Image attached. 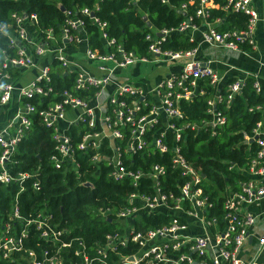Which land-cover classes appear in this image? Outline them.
Returning a JSON list of instances; mask_svg holds the SVG:
<instances>
[{"label": "built area", "instance_id": "1", "mask_svg": "<svg viewBox=\"0 0 264 264\" xmlns=\"http://www.w3.org/2000/svg\"><path fill=\"white\" fill-rule=\"evenodd\" d=\"M207 4H210V0H199L195 10V16L201 17V21L205 24L201 35L203 42L230 49L239 48L238 40L252 43L251 31L259 15L251 0H226L223 6L231 7L249 16L248 27L244 31L216 29L214 24L219 19L214 21L206 19ZM180 9L186 11L185 2L181 4ZM81 12L91 14L97 23L101 31L100 37L104 39V47L116 43L115 38L107 36L104 31L105 22L93 16L91 8L83 7ZM67 13L65 23L61 26L60 39L53 35L51 27L41 29L36 26L35 13H13L14 28L10 30V24L1 26L0 31L7 35L10 44L14 46L15 55H8L4 50L1 52L3 59L0 63V76L5 79L0 82V107L10 102L15 89L10 79L11 75L2 69L9 66H34L35 56L52 54L54 59L59 60L65 67L63 70L65 74L76 72L75 89L95 88L93 95L87 99L64 90L59 101L39 111L43 122L54 127L56 153L51 156L54 166L60 168L64 164L67 169L78 172L79 162L67 129L72 124H83L87 129L79 132L80 137L76 146L86 153L91 152L92 163L96 166L103 162L110 165L109 175L112 179L119 181L129 178L135 187L139 179H149L145 184L146 188L135 189L128 193L127 203L116 211V218L121 222V232L107 233L105 243L97 247L96 255L90 257L85 251L84 242L75 238L78 245L74 253L82 256L81 264H111L105 261L107 250H115L118 245L134 247L133 251L120 255L122 264H264V256L260 255L264 248V231L258 238L255 255L247 259L239 254L255 221L254 214L243 208L264 195V136L260 133L259 122L253 128L252 135L244 134L245 140L255 138L258 145L255 155L250 159L245 170L250 177L241 182L238 191L230 192L225 197L222 203L224 212L221 213V217L215 213L210 214V208L214 207V204L200 186V171L182 152L183 134L187 128L200 129L209 126L210 133L216 134L217 129L225 121V116L216 108V104L223 99L226 101L232 99L244 84L243 79L236 78L227 84L225 95L215 92L207 100V112L211 114L209 120L201 124L186 121L177 125V120L183 117L178 104L179 99H189L197 89L202 93L198 83L203 77H207L211 84L219 87L222 75L211 65V61L195 59L196 45L173 50L162 48L161 43L165 35L171 31L187 33L190 40H194L192 31L201 23L192 22V16L186 15V19L176 27L161 29L155 36L147 34L146 39L149 40L147 55L138 56L133 51L126 50L121 43L116 44L115 50L105 52L92 49L87 44L84 50L85 57L88 60L99 61L98 69L101 73L95 75L89 71H76L71 68L74 61L65 49L80 42L83 35L87 40V35L83 19L69 11ZM27 25L38 29L41 36L38 42H33L29 38ZM71 29H76L78 32L73 33ZM151 60L181 63L176 73L168 75L154 87V99H148L149 93L131 84L121 83L106 97L104 105L99 102L104 88L112 80L117 67ZM107 61H111L112 65H108ZM224 66L227 71L238 68L230 62H224ZM41 81L43 82L40 83ZM253 87L256 91L260 90L255 78ZM52 92L49 65H45L40 68V73L34 81L19 88L18 97L48 95ZM256 108L260 109L259 106ZM68 110L72 111L73 116L66 115ZM33 112L34 106L30 103L19 105L9 126L0 130V184L17 186L7 219L0 229V257L10 260L13 254L22 252L28 253L32 264H64L60 248L71 246L72 239L61 241L60 236L64 229H57L56 225H52L51 214L47 215L40 211L35 218L26 221V224H35L42 239L53 242L55 249L50 254L43 250L41 256H37L36 251L25 247L27 228L23 227L18 232L15 225V221L21 218L19 193L26 186L35 190L41 188V172L38 167L32 170L13 169L19 162L13 155L25 129L31 124L29 115ZM148 145L152 151H157L161 155L169 154L170 168L178 171V176L184 178L179 182L177 175H170L171 183L176 189L166 188L164 184L165 176L172 172H167L164 164L155 162L148 169L143 170L130 168L124 163L126 154L132 155L137 152L148 154ZM26 182L29 184L26 185ZM143 213L166 214L170 216V220L145 231L135 230L133 220ZM126 225L130 227L126 229Z\"/></svg>", "mask_w": 264, "mask_h": 264}, {"label": "trees", "instance_id": "2", "mask_svg": "<svg viewBox=\"0 0 264 264\" xmlns=\"http://www.w3.org/2000/svg\"><path fill=\"white\" fill-rule=\"evenodd\" d=\"M186 3V11L181 8ZM199 0H0V28L10 24V30L14 28L13 13H35L36 26L41 29L51 27L53 35L59 37L61 26L65 23L69 11L83 19L84 30L87 35V44L92 49L100 52L115 50L116 44L121 43L126 50H131L138 56L148 54L147 34L155 36L161 29L176 27L186 19V15L192 16V22L201 23V17L195 16ZM226 0H210L208 6V21L219 19L214 24L219 31H244L248 27L249 16L233 8H224ZM63 7V9H61ZM92 9V15L105 22L104 31L108 37L116 40L115 44L104 47L101 42V31L91 14H83L81 9ZM146 16V19L143 16ZM147 21L150 25H147ZM77 33L76 29H71ZM196 45L190 40L189 35L183 32L171 31L165 35L161 43L164 49H186ZM238 46L243 49L250 48L247 40H238ZM2 50L8 55H15V48L9 42L5 33L0 31V63L2 62ZM50 83L53 92L48 95L34 94L30 97L21 96L19 105L26 102L34 106V112L29 115L31 124L25 129L23 136L17 144L13 157L18 165L13 169L32 170L38 167L41 172V188L32 189L30 186L19 193L21 218L15 221L17 231L27 228V238L24 246L36 251L41 256L43 250L52 253L55 246L52 241L44 240L39 236V229L33 223L26 224L28 219L35 218L42 211L49 215L52 225L57 229H64L61 241L72 239L71 246L61 247L64 264H81L82 256L75 254L74 249L78 245L75 238L81 239L85 244L86 253L92 257L96 255L97 247L105 243L107 233L121 232V222L116 218V211L127 203V195L135 189H144L149 179L141 178L135 187L131 179L114 180L109 175L110 165L101 163L96 166L90 161V154L79 149L76 144L80 133L87 129L83 124L70 125L67 132L71 136L75 147V155L79 162L78 172L67 169L64 164L60 168L54 166L51 156L56 153L54 127L46 125L39 111L59 101L64 90L81 98H89L95 88L75 89L76 72L68 74L63 72L64 66L57 59L49 62ZM18 67L9 66L2 70L12 77L18 75ZM236 77H229L227 81L216 86L211 84L207 77L199 80L197 91L189 99L180 98L178 101L183 117L177 120L181 122H197L201 124L211 118L207 112V100L215 92L226 94V86ZM240 91L229 101L222 100L216 104L225 116L224 123L212 135L209 126L200 129H190L184 132L182 152L185 157L199 169L201 174L200 186L205 194L213 202L210 214L215 213L221 217L224 212L222 203L225 197L240 189L242 181L250 176L245 171L250 159L255 155L258 145L255 140L246 142L244 134L252 135L253 128L261 118L260 108L264 106V96L253 87L254 78L247 76ZM41 81L40 83H42ZM136 96V94H133ZM147 98L150 96L147 94ZM149 153H135L125 155V164L133 169L146 170L155 162L165 165L167 172L165 186L176 189L171 183L170 175H177L176 170L170 168L169 154H160L152 151L147 146ZM264 161V158H263ZM164 178V180H165ZM178 176L179 182L183 181ZM88 181L90 184L81 183ZM29 184L26 182V185ZM16 185L0 184V229L7 219L12 206ZM170 216L162 213H143L133 220L135 230H147L167 223ZM59 243V242H58ZM80 247V246H79ZM134 250L133 246L118 245L115 250L108 249L105 261L111 264H122L120 255H125ZM0 264H32L28 253L18 252L12 259L0 257ZM102 264V263H99Z\"/></svg>", "mask_w": 264, "mask_h": 264}, {"label": "crops", "instance_id": "3", "mask_svg": "<svg viewBox=\"0 0 264 264\" xmlns=\"http://www.w3.org/2000/svg\"><path fill=\"white\" fill-rule=\"evenodd\" d=\"M253 7L258 12V19L255 26L251 31L252 43L250 48L243 49L241 47L237 49H230L225 47H218L207 44L201 40L202 31L205 28L204 22L192 31V38L196 42L197 51L194 54L195 59L201 61H211V65L222 75V79L219 81L220 85L227 81L231 76L238 79H244L247 76L255 78L260 86L258 93L264 96V0H251ZM211 4H207V7ZM27 32L29 38L33 42H38L41 38L38 29L35 26L27 25ZM102 44L104 45V39L100 37ZM87 48V40L85 35L80 42L66 47V53L74 61L71 68L76 71L85 70L92 74L98 75L101 71L98 69V60H88L85 57L84 50ZM36 64L34 66H21L18 67L19 72L15 77L10 76L11 81L15 85L23 86L36 79V76L40 73V68L48 65L49 62L54 59L52 54L35 56ZM224 62H230L237 69L227 71L224 66ZM147 64V67L144 65ZM181 67V63L178 61H147L142 63H136L134 65L116 68L112 75V80L104 88L99 102L104 105L106 97L115 90L116 86L121 83H128L133 87L141 89L145 93H149L151 99H154L155 92L154 87L158 82L162 81L168 75L176 73ZM126 69L127 71H124ZM29 72L30 77L25 74ZM5 78L0 76V82ZM19 87V88H20ZM18 88V90H19ZM198 89L196 90V92ZM14 92V91H13ZM13 97V95H12ZM19 97L15 96V103L13 98L10 102L0 107V130L9 126L13 115L19 106ZM9 112H8V111ZM261 118L258 121L260 126V133L264 136V106L260 108ZM70 116H73L70 115ZM68 116V117H70ZM67 117V118H68ZM11 127V126H10ZM244 210L251 211L255 216V221L250 227L249 236L239 251V254L243 258H250L256 254L258 248V238L264 231V195L257 201H253L251 204L245 205ZM261 256H264V248L262 249ZM259 255V257H260Z\"/></svg>", "mask_w": 264, "mask_h": 264}, {"label": "rangeland", "instance_id": "4", "mask_svg": "<svg viewBox=\"0 0 264 264\" xmlns=\"http://www.w3.org/2000/svg\"><path fill=\"white\" fill-rule=\"evenodd\" d=\"M98 63H99V61H98ZM108 65H112V62L111 61H107L106 62ZM144 67H147L148 68V65L147 64H145L144 65ZM124 71H127L126 69H124ZM25 74L27 75V76H29L30 77V74H29V72H25ZM20 87V85H17V87H16V90H14V92H13V100H14V103H15V96L17 95V97H18V95H19V90H18V88ZM8 111V110H7ZM9 112V111H8ZM72 114V111L71 110H68L67 112H66V115L67 116H70ZM0 123H4V122H0ZM88 184H90V183H88ZM128 223H130V220L128 221ZM130 226L129 225H126L125 226V228L127 229V228H129ZM116 233V232H115Z\"/></svg>", "mask_w": 264, "mask_h": 264}, {"label": "water", "instance_id": "5", "mask_svg": "<svg viewBox=\"0 0 264 264\" xmlns=\"http://www.w3.org/2000/svg\"><path fill=\"white\" fill-rule=\"evenodd\" d=\"M61 9H63V7H62ZM143 18L146 19V16L144 15ZM147 25H150V22H149V21H147ZM254 139H255V138H250V139L246 140V142H252V141H254ZM87 184H88V183H87Z\"/></svg>", "mask_w": 264, "mask_h": 264}]
</instances>
